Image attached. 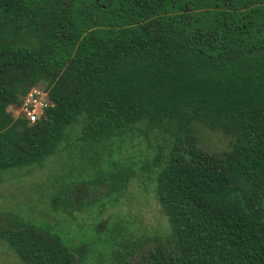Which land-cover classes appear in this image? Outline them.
I'll return each instance as SVG.
<instances>
[{"label":"trees","instance_id":"1","mask_svg":"<svg viewBox=\"0 0 264 264\" xmlns=\"http://www.w3.org/2000/svg\"><path fill=\"white\" fill-rule=\"evenodd\" d=\"M32 86L53 107L28 123L6 108ZM78 117L94 140L182 128L185 149L148 172L174 248L138 264H264V0H0V171L38 164ZM194 120L229 149L194 147ZM0 241L22 264H79L30 224Z\"/></svg>","mask_w":264,"mask_h":264},{"label":"rangeland","instance_id":"2","mask_svg":"<svg viewBox=\"0 0 264 264\" xmlns=\"http://www.w3.org/2000/svg\"><path fill=\"white\" fill-rule=\"evenodd\" d=\"M83 125L78 117L67 126L38 164L0 171V226L30 224L57 234L79 264H138L149 251L172 252L148 172L170 151L185 149L182 128L138 121L94 140ZM189 128L205 153L230 147L231 136L217 127L194 120ZM0 264H22L3 241Z\"/></svg>","mask_w":264,"mask_h":264},{"label":"built area","instance_id":"3","mask_svg":"<svg viewBox=\"0 0 264 264\" xmlns=\"http://www.w3.org/2000/svg\"><path fill=\"white\" fill-rule=\"evenodd\" d=\"M53 107L47 91L37 87H30L21 97L19 105H8L6 110L16 118L20 114L28 123H33L44 114L46 108Z\"/></svg>","mask_w":264,"mask_h":264}]
</instances>
